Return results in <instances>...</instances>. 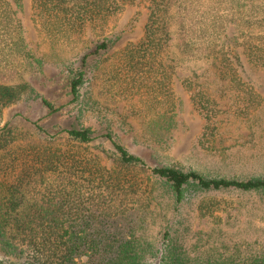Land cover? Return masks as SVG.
<instances>
[{"label": "trees", "instance_id": "trees-1", "mask_svg": "<svg viewBox=\"0 0 264 264\" xmlns=\"http://www.w3.org/2000/svg\"><path fill=\"white\" fill-rule=\"evenodd\" d=\"M29 2L38 35L49 50L71 53L57 66L68 77L71 102L79 100L87 81L99 79L93 74L105 60L106 70L98 74L108 98L118 93L139 108L134 114L149 121L174 113L177 100L166 55L172 27L179 46L216 61L219 74L229 77L234 90L247 88L241 76L245 63L264 69V0ZM23 3L0 0V118L5 108L30 98L39 99L48 114L61 108L42 96L47 64L24 40ZM126 8L134 10L132 20L143 21V36L109 55L118 38L110 30ZM229 28L239 33L235 39L226 33ZM221 34L224 42L219 43ZM89 35L97 39L89 43ZM26 69L29 80L15 79ZM182 84L205 120L207 139L213 135L214 103L195 80L187 78ZM35 129L37 138L17 142L7 125L0 127V264H219L207 257L202 262L190 257L169 225L153 243L139 234V222L119 224L134 209L149 208L144 204L136 208L138 178H155L177 205L189 186L264 193V177L206 180L170 166L149 167L111 141L109 134L104 137L113 150L112 163L107 165L87 148L96 139L89 128L64 129L62 147L54 144L57 134ZM143 192L150 198L154 187L148 184ZM224 264H264V249L241 260L230 253Z\"/></svg>", "mask_w": 264, "mask_h": 264}, {"label": "rangeland", "instance_id": "rangeland-1", "mask_svg": "<svg viewBox=\"0 0 264 264\" xmlns=\"http://www.w3.org/2000/svg\"><path fill=\"white\" fill-rule=\"evenodd\" d=\"M23 4L24 40L47 64L42 96L54 107L61 108L48 114L39 99L31 98L5 108L0 127L7 125L17 142L37 138L35 127L38 126L48 135L57 134L54 144L62 147L66 144L64 129L89 128L96 139L87 148L107 165L112 163L110 151L113 150L111 141H114L130 154L142 158L149 167L170 166L183 172H195L206 180L244 181L264 177L263 68L245 63L241 76L247 88L241 92L234 90L229 77L219 74L216 61L201 59L179 46L176 28L172 27L166 55L172 66L173 94L177 100L174 113L149 121L134 114V108H139H133L118 93L108 98L98 74L106 70L108 61L105 60L93 74L99 79L87 81L80 89L79 100L71 102L68 77L57 67L71 53L65 55L49 50L38 35L29 0H24ZM133 15L134 10L126 8L110 30L117 33L118 38L109 55L120 52L128 43L138 42L143 36V21L135 22ZM226 33L233 39L239 35L232 28ZM87 39L93 43L97 38L89 35ZM221 42H224V34L219 37ZM29 76L26 69L15 79L26 82ZM187 78L200 84L214 103L213 135L207 139L203 136L205 120L182 84ZM105 134L111 136V141ZM138 179L136 208L143 204L149 208L134 209L125 218L127 221L121 220L119 224L124 226L126 222L135 221L138 225L139 222V234L149 242L157 243L169 225L181 247L200 262L207 257L224 264V258L230 253L241 260L263 251L264 193L236 189L201 191L189 186L183 201L177 205L155 178ZM148 184L154 187L150 198L143 192Z\"/></svg>", "mask_w": 264, "mask_h": 264}]
</instances>
